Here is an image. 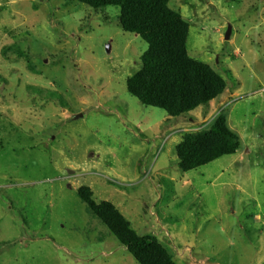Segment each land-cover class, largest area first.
I'll return each mask as SVG.
<instances>
[{
    "label": "rangeland",
    "instance_id": "1",
    "mask_svg": "<svg viewBox=\"0 0 264 264\" xmlns=\"http://www.w3.org/2000/svg\"><path fill=\"white\" fill-rule=\"evenodd\" d=\"M168 6L189 25V57L227 84L181 117L127 92L147 45L117 7L0 0V264H137L81 186L175 264H264V0ZM218 114L239 149L180 171L176 146Z\"/></svg>",
    "mask_w": 264,
    "mask_h": 264
},
{
    "label": "trees",
    "instance_id": "2",
    "mask_svg": "<svg viewBox=\"0 0 264 264\" xmlns=\"http://www.w3.org/2000/svg\"><path fill=\"white\" fill-rule=\"evenodd\" d=\"M77 1L93 10L117 7L121 29L146 43L140 69L126 80L127 92L142 105L181 117L224 93L225 80L209 65L189 57V25L168 6L169 0ZM239 146L238 135L218 114L206 129L183 136L175 148L179 169L189 172L234 155ZM76 196L137 264H175L155 236H139L112 203H96L89 187H79Z\"/></svg>",
    "mask_w": 264,
    "mask_h": 264
},
{
    "label": "water",
    "instance_id": "3",
    "mask_svg": "<svg viewBox=\"0 0 264 264\" xmlns=\"http://www.w3.org/2000/svg\"><path fill=\"white\" fill-rule=\"evenodd\" d=\"M230 32H231V26H227V30H226V33H225V36H224V39L225 40H228L229 38V35H230Z\"/></svg>",
    "mask_w": 264,
    "mask_h": 264
}]
</instances>
